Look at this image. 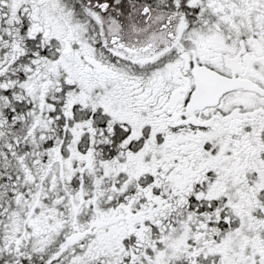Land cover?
I'll use <instances>...</instances> for the list:
<instances>
[{"label":"snow or ice","instance_id":"obj_1","mask_svg":"<svg viewBox=\"0 0 264 264\" xmlns=\"http://www.w3.org/2000/svg\"><path fill=\"white\" fill-rule=\"evenodd\" d=\"M0 264H264V0H0Z\"/></svg>","mask_w":264,"mask_h":264}]
</instances>
